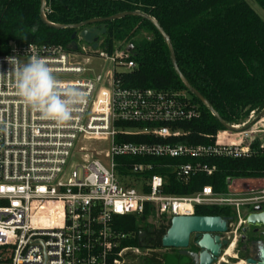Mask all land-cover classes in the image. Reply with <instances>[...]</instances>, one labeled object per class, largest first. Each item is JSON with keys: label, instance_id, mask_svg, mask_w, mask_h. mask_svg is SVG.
Segmentation results:
<instances>
[{"label": "built area", "instance_id": "built-area-1", "mask_svg": "<svg viewBox=\"0 0 264 264\" xmlns=\"http://www.w3.org/2000/svg\"><path fill=\"white\" fill-rule=\"evenodd\" d=\"M9 46V54L0 56V264H137L152 250L122 246L129 236L118 230L116 220L142 216L147 207L154 214L149 220L156 224L194 217L197 207L231 209L233 217L221 237L229 244L213 263L228 264L246 217L264 206V178L229 181L226 192L204 186L194 194L168 195L163 178L154 171L170 168L183 183L212 177L217 169L208 161L249 158L255 141L264 147V118L256 122L259 128L251 127L252 113L232 130L205 135L211 141L206 145L172 143L189 136L174 126L198 119L200 113L183 92L123 88L116 74L135 67L132 51L127 50L130 44L115 45L110 55L81 39L76 52L54 46ZM32 56L45 60L59 81L83 94V104L66 126L38 119L14 95L15 65L9 58L22 65ZM88 58L110 63L112 71L90 76ZM121 135L169 143H117ZM93 140L103 146L87 148L85 144ZM117 158L190 162L127 166L118 164ZM71 161L75 168L66 178ZM126 167L123 183L118 170ZM166 250L174 248L162 247L159 252Z\"/></svg>", "mask_w": 264, "mask_h": 264}, {"label": "trees", "instance_id": "trees-1", "mask_svg": "<svg viewBox=\"0 0 264 264\" xmlns=\"http://www.w3.org/2000/svg\"><path fill=\"white\" fill-rule=\"evenodd\" d=\"M251 1L264 11V0ZM133 12L147 15L158 23L170 39L178 70L226 126H238L252 113L257 116L264 110V21L251 8L249 0H45L43 15L46 21L64 26L62 29L43 22L41 0H0V56L9 54L10 43L61 47L71 52V36L82 29L69 27L105 20L83 29H105V34L98 39V50L109 55L114 53L117 44L133 46L130 60L135 67L116 74L120 85L126 89L186 93L200 115L193 121L176 124L174 127L188 132L189 136L170 141L193 146L209 144L211 141L205 135H215L226 129L182 84L166 42L153 24L138 16L107 21L113 16ZM116 142L169 143L149 136L131 135H121ZM251 148L253 153L249 158L208 161L217 169L212 177L198 176L183 183L174 177L170 168L160 167L154 173L163 178V191L168 195H190L204 186H210L215 192H226L229 181L264 178V147L260 148V142L255 141ZM116 161L127 166L144 161L160 165L190 162L138 158H117ZM128 172V167L118 170L123 183H127L124 176ZM150 175L152 173L147 177ZM195 215L231 218L233 212L225 208L197 207ZM153 216L147 207L142 216L116 220L118 230L129 236L122 246L142 245L152 250L148 256H140L137 264H196L184 250L159 252L170 221L156 224L149 220Z\"/></svg>", "mask_w": 264, "mask_h": 264}, {"label": "water", "instance_id": "water-1", "mask_svg": "<svg viewBox=\"0 0 264 264\" xmlns=\"http://www.w3.org/2000/svg\"><path fill=\"white\" fill-rule=\"evenodd\" d=\"M44 6L45 0H41V19L43 20V22L49 27L55 29L65 28L64 26L53 25L46 21L43 15ZM124 16H138L153 24L158 33L166 42L173 66L182 84L192 95L199 99L209 109V111L225 129L232 130L231 127H228L223 123L221 118L210 106V104L197 91L190 87L186 79L180 73L176 66L175 56L170 39L160 28L158 23L149 16L141 14L139 12L120 14L107 19V21L117 20ZM102 21L105 20H92L84 24L69 27L75 30L82 29L80 33L74 32L71 36V52L77 51L78 39H81L85 44L90 45L93 50H96L98 48V39L100 36H103L105 34V29H98L95 27L83 29V27ZM127 50L133 51L134 48L133 46H130ZM262 118H264V110L258 115L257 119ZM230 220V218L221 217H174L170 221L169 229L161 239V246L163 248L187 250L188 253H193V260L196 264H213L221 255L223 247H226L228 244V242L226 240H222L221 237L228 231V223L230 222ZM245 224L248 227L251 226L255 228H263L264 212L262 211V208H254L253 212L246 217ZM193 238H195L194 248L189 249L190 241ZM255 250V256L252 259L247 260L246 264H264V244L262 242H258L256 244Z\"/></svg>", "mask_w": 264, "mask_h": 264}, {"label": "clouds", "instance_id": "clouds-1", "mask_svg": "<svg viewBox=\"0 0 264 264\" xmlns=\"http://www.w3.org/2000/svg\"><path fill=\"white\" fill-rule=\"evenodd\" d=\"M9 61L15 65L14 95L18 102L38 114L40 120L66 126L78 111L77 106L83 104V94L59 81L43 59L32 56L22 65L15 57Z\"/></svg>", "mask_w": 264, "mask_h": 264}, {"label": "flooded vegetation", "instance_id": "flooded-vegetation-1", "mask_svg": "<svg viewBox=\"0 0 264 264\" xmlns=\"http://www.w3.org/2000/svg\"><path fill=\"white\" fill-rule=\"evenodd\" d=\"M264 212V206L262 207ZM238 240L234 250L230 253L231 258L228 260V264H246V261L252 259L255 256V247L258 242L264 244V227L255 228L251 226L242 225L238 231ZM144 235L141 234V237ZM225 240H227L225 238ZM229 244V242H228ZM227 244V246H228ZM226 246V247H227ZM194 248L193 245L189 244V249ZM171 250H166V253H170ZM187 251V250H184ZM190 257H194L193 253L188 254Z\"/></svg>", "mask_w": 264, "mask_h": 264}, {"label": "rangeland", "instance_id": "rangeland-1", "mask_svg": "<svg viewBox=\"0 0 264 264\" xmlns=\"http://www.w3.org/2000/svg\"><path fill=\"white\" fill-rule=\"evenodd\" d=\"M249 4L251 6V8L255 11V13L264 21V11L254 2L249 0ZM82 44L80 43L79 46H81ZM88 62L85 65V67L87 68V70L89 71V75H95V74H104L107 71H112V65L110 63L105 62L102 59H96V58H88ZM88 75V76H89ZM258 115L257 116H253L252 120H250V125L252 124L251 127H256L259 128V125H256L257 123H259V119ZM255 121V122H254ZM257 122V123H256ZM264 139V137H263ZM264 141V140H263ZM86 147L89 149H95L98 150L100 149V146L102 147L103 144L101 142H98L96 140L93 141H89L86 144ZM75 168V161H71L67 167V171H66V178L70 177L72 172L74 171Z\"/></svg>", "mask_w": 264, "mask_h": 264}, {"label": "crops", "instance_id": "crops-1", "mask_svg": "<svg viewBox=\"0 0 264 264\" xmlns=\"http://www.w3.org/2000/svg\"><path fill=\"white\" fill-rule=\"evenodd\" d=\"M240 180H238V182H239Z\"/></svg>", "mask_w": 264, "mask_h": 264}, {"label": "snow or ice", "instance_id": "snow-or-ice-1", "mask_svg": "<svg viewBox=\"0 0 264 264\" xmlns=\"http://www.w3.org/2000/svg\"><path fill=\"white\" fill-rule=\"evenodd\" d=\"M119 210V209H118Z\"/></svg>", "mask_w": 264, "mask_h": 264}]
</instances>
